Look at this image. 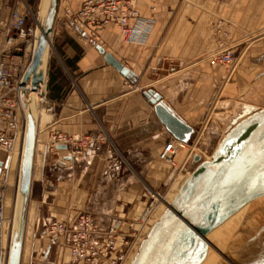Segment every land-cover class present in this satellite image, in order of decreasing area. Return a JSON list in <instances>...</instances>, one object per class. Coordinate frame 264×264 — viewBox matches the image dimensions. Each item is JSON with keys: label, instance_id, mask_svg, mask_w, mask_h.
<instances>
[{"label": "crops", "instance_id": "1", "mask_svg": "<svg viewBox=\"0 0 264 264\" xmlns=\"http://www.w3.org/2000/svg\"><path fill=\"white\" fill-rule=\"evenodd\" d=\"M66 3L74 11L81 6V0ZM136 4L151 25L148 39L143 44L122 43L113 25L101 34L100 43L135 73L134 79L125 78L106 63L94 44L81 43L65 12L59 13L46 85V97L55 112L46 115L48 120H41L40 115L23 253L25 259L30 245L28 264H44L53 248L58 255L56 264L65 260L64 253L72 263L63 239L53 244L46 235L49 222H74L79 215L88 214L101 232L116 221L127 231L131 223L125 217L131 212L125 208L133 204L135 194H146L143 184H166L167 171L155 167L163 162L159 158L163 147L175 139L143 96L145 91L155 90L195 128L217 97L227 95L221 105L229 108L232 97L242 101L264 89V70L249 85L251 70L244 66L226 92L230 83L225 79L226 67L212 60L226 47L247 46L245 52L264 61V42L251 47L253 42L249 43L264 35V0H136ZM221 19L225 26L229 23L228 29L224 27L227 36L218 31ZM223 115L218 118H226ZM218 127L210 132L214 139L224 133ZM56 132L79 138L103 136L105 140L100 150L80 156H72L73 147L51 154L47 151L50 134ZM190 157L180 153L176 160L186 168ZM260 197L243 204L215 229ZM209 244H215L216 252L208 256L206 264H264V207H253Z\"/></svg>", "mask_w": 264, "mask_h": 264}, {"label": "water", "instance_id": "2", "mask_svg": "<svg viewBox=\"0 0 264 264\" xmlns=\"http://www.w3.org/2000/svg\"><path fill=\"white\" fill-rule=\"evenodd\" d=\"M60 5L61 0H39V27L34 52L23 75V86L30 83L31 90L29 94L26 90L21 93L25 129L7 264H22L23 261L42 107L41 102L34 95L38 90H41L43 96L46 95L52 40ZM96 48L104 56L105 62L122 76L127 79L135 78V73L113 54L106 52L100 45ZM47 55L49 57L42 70ZM143 96L153 106L157 118L169 134L178 142L188 143L194 128L181 119L155 90L149 89L143 93ZM67 148L66 145L59 146V149L67 150ZM67 159L73 160V157L69 156ZM194 161L198 163L197 168L184 182L160 220L151 228L132 264H162L167 257L170 260L177 245L182 244L189 232L195 231L217 206L224 203L226 195H229L233 186L242 183L248 173H256L264 166V108L234 125L221 140L211 160L201 161L200 156H195ZM4 165L0 161V177L3 168L8 166V164L5 167ZM260 195H264V192ZM205 235L206 232H202L199 240L206 245Z\"/></svg>", "mask_w": 264, "mask_h": 264}, {"label": "built area", "instance_id": "3", "mask_svg": "<svg viewBox=\"0 0 264 264\" xmlns=\"http://www.w3.org/2000/svg\"><path fill=\"white\" fill-rule=\"evenodd\" d=\"M0 16V161L8 159L22 145L25 129V114L21 102L23 75L27 68L30 51L37 28V12H33L27 0H4ZM64 12L72 24L84 35L101 40V34L116 26L121 41L125 44H143L151 32V25L142 18L136 0H81L74 11L68 4ZM8 14V17L5 16ZM31 22H33L31 24ZM233 48H225L212 60L226 67L227 83L231 81L237 67ZM46 115L55 112L46 95H42V107ZM42 120V119H41ZM105 137L89 135L84 138L56 132L50 134L48 153L56 154L59 146L73 147L72 156H80L89 150H100ZM187 143L169 141L161 150L159 158L167 165L178 168L176 157ZM59 161H64L59 159ZM6 169L0 177V264L8 263L9 245L13 219L6 215L7 185ZM158 197H161L157 194ZM153 211L154 204L150 207ZM149 213V212H146ZM146 216V215H145ZM143 217L142 226L148 224ZM138 230L130 227L123 230L121 221L99 231L95 219L81 214L74 222L53 220L45 226V233L52 243L63 239L72 264H130L142 241ZM138 245V246H137Z\"/></svg>", "mask_w": 264, "mask_h": 264}, {"label": "rangeland", "instance_id": "4", "mask_svg": "<svg viewBox=\"0 0 264 264\" xmlns=\"http://www.w3.org/2000/svg\"><path fill=\"white\" fill-rule=\"evenodd\" d=\"M27 1L31 5L33 12L35 13L37 12V15H38L39 0H27ZM66 5H67L66 0H63V2H61V5H60V12H59L60 16L64 14L63 11ZM1 10L2 8L0 7V15H1ZM32 23L33 22H31V24ZM71 25H72V29L75 32H77L81 43L94 44L95 47L100 45L101 40L99 41L92 37L86 36L83 34V32H81L73 24ZM217 26H221L220 28L221 30L218 29V27L217 29L218 31H221L222 36L225 34L226 36L228 35L226 32H224V31H228V30H225L224 27H227L228 29L229 23H227L225 26V22H223V20L221 19L217 23ZM69 30H71V28H69ZM54 36H55V32H54ZM54 36L52 40V46H53L52 51L54 49V44H53ZM120 41H121V38H120ZM255 41L256 43H254ZM250 42H253V45H250V47L254 46L257 43L264 42V35L261 37L257 36L256 38L249 40V43ZM241 47L242 48H238V49L236 48L233 50L236 55L237 67L235 69L233 78L231 79L230 83H228L227 86L225 87L226 92L228 88L230 87V85L235 82L236 76L240 72L241 67L248 66L251 70V72L248 73L249 75L247 79L248 80L247 84L249 83V85L253 77H255L257 73H259L260 71L264 70V61L263 60L259 61L257 56L250 55L247 51L245 52V47L247 46H241ZM52 51H51V56H52ZM262 82L264 83V79L262 80ZM226 97H225V94L220 98L217 97L216 100L208 106L199 124L195 128L193 127L194 133L191 136L190 141L187 143V147L185 146L184 149H181L179 151V154L184 153L188 156L189 155L191 156L188 166L184 168L182 167V164H180L177 161L178 168H173V167L170 168L166 163L161 162V164H159L155 168L158 169V167H161L162 170L167 171L166 184H162L159 186L155 184L152 185V183L151 184L147 183V185L143 184L144 190H145L144 192L146 194H135V200L133 204H129L125 208V212L127 213L131 212L130 214L128 213L126 215L125 219L130 220L131 226L134 227L136 230H138V232L136 233V235L139 237L138 243H137L138 245L141 239L144 240L146 238L149 229L159 219V217L163 213L164 208L168 207L167 204L178 193V190L181 188L183 183L187 180V177L197 168L198 163H196L195 161H192V157L200 156L201 161L210 160L213 154L215 153L218 145L220 144L221 141L219 142V140L221 136L224 135L225 131H227L230 127L236 125L238 122H240L247 116L251 115L252 113L264 108V89L259 94H254V95L248 94L246 97H243L244 99L242 101L236 100V98L234 99L232 97L229 108L223 107V105H221V102L226 100ZM242 102L245 103V106H243ZM223 113L226 114L225 116L226 118L224 119L218 118L219 116H222L223 118L224 116ZM43 120H48L45 113H44ZM217 124L219 127H222L221 129L222 131H224V133H221L220 134L221 136H219V138L214 139L213 138L214 136H212L210 132L213 130V128ZM19 160L20 158L18 160L16 159L15 162L11 164L10 172L8 170L5 171V178L8 180L6 215L11 217V219H13V210H14V202H15V195H16V184H17L16 182H17V176H18ZM137 175H140V174H138L137 172ZM157 194H159L161 197L157 198ZM152 204H154V208H155L153 211H151L152 209H150ZM257 205H259V207H264V197H261L260 199L254 200L251 203L247 204L243 209H241L238 213H236L231 218H229L222 225L217 227L214 231H212L211 229L208 232H206L207 234L210 231H212L207 236L208 247L204 255L205 262L203 264H206L208 262V260L210 259L208 258V256L211 257L213 251L216 252L214 249L215 244L212 246L209 244V241L213 243L216 242V238L220 236V234L223 232V230L226 227L234 224L235 222L241 221L243 219V216H245L248 212L252 210L253 207H256ZM146 212H149V213H146ZM143 217H147L149 221L148 224L145 226L141 225ZM256 218L254 217L253 220H256ZM29 249H30V245H27V254L25 256V259H23L22 264L29 263V254H30L28 252ZM57 256L58 255H57L56 248H53L49 256L46 258V261L44 264H56ZM62 257L65 259L63 260L62 264H72L71 262H69V259L67 258V256H65V253L63 254ZM193 264H196V263H193Z\"/></svg>", "mask_w": 264, "mask_h": 264}, {"label": "bare ground", "instance_id": "5", "mask_svg": "<svg viewBox=\"0 0 264 264\" xmlns=\"http://www.w3.org/2000/svg\"><path fill=\"white\" fill-rule=\"evenodd\" d=\"M38 27H39V20H38V15H37V28H36L35 35H34V40H33L32 44L28 47V49L30 51V54H29L30 59H29L27 68H28V66L31 62L32 56H33L34 46H35V38L37 35ZM48 57H49L48 55L45 57L44 66H43L42 70H44V68H45V63L48 60ZM23 90H26L27 94H29L30 90H31L30 83L27 86H23ZM34 96L42 104L41 90H38V92ZM43 115H44V111L41 110V119L42 120H43ZM19 158L21 160V149L19 150V152L16 151L14 154H12L8 159L6 158V159H4V161H2L5 165L8 164L7 167H5V165H4V167H5L4 169H6L10 172L11 171V169H10L11 164L14 163L16 159L18 160ZM211 159H212V157H211ZM20 160H19V166H20ZM19 166H18V171H19ZM190 175L187 177V179L190 177ZM241 182L242 183L233 186L231 191L228 193L229 195H226L224 203L217 206L216 209L212 212V214L209 215L204 221H202L198 225V227L195 231L189 232L185 236V238L183 239L182 244L177 245V247L174 249L175 253L173 256H171L170 260L167 257V258H165V260L163 261L162 264H193V263L199 264V263H201L202 260L204 259V255H205V253L207 251V247H208L207 236L212 231L207 233L204 237V241L206 242V245L202 241L199 240L200 234L202 232H208L214 225L222 222L225 218L230 216L234 211H236L243 204L250 201L251 199H254L256 196H258L264 192V166L261 167L260 169H258V171L256 173H253V172L248 173ZM16 186H17V184H16ZM179 190H178V192H179ZM176 195L167 204L168 206L172 203V201L174 200ZM262 196L264 197V195H262ZM157 198H159V197L157 196ZM167 209H168V207L164 208L163 213L161 214V216L159 217V219L156 222H158L160 220V218L163 216V214L166 212ZM154 224L152 225V227L154 226ZM151 228L149 229L147 235L151 231ZM142 242H143V240L141 241V243ZM140 246H141V244H140ZM140 246H139V248H140ZM138 250H137V252H138ZM136 254L134 255L130 264H132Z\"/></svg>", "mask_w": 264, "mask_h": 264}, {"label": "flooded vegetation", "instance_id": "6", "mask_svg": "<svg viewBox=\"0 0 264 264\" xmlns=\"http://www.w3.org/2000/svg\"><path fill=\"white\" fill-rule=\"evenodd\" d=\"M1 161H3V160H1ZM4 169V168H3Z\"/></svg>", "mask_w": 264, "mask_h": 264}]
</instances>
